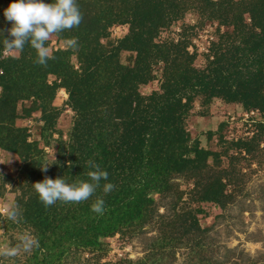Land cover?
<instances>
[{"label": "trees", "instance_id": "16d2710c", "mask_svg": "<svg viewBox=\"0 0 264 264\" xmlns=\"http://www.w3.org/2000/svg\"><path fill=\"white\" fill-rule=\"evenodd\" d=\"M222 1L225 6L219 16L215 5L220 2L201 0L200 6L208 8L207 18L231 26L239 42L225 46L222 52H213L201 69L190 65L192 54L184 51L182 58L172 56L164 43L153 40L159 29L180 20L186 11L204 13L205 9H196L199 5L195 0H118L116 9L110 4L101 6V0H77L82 23L55 37L60 41L77 37L78 50L52 49L56 58L49 60L47 67L34 62L36 52L27 44L17 56H3L5 48L0 41V149L19 159L21 192L14 203L22 210V222L40 240V248L30 253L26 264H59L70 248L100 249L104 244L100 238L148 223L154 211L152 195L167 194L172 177L204 176L210 169L207 158L214 163L217 153L198 146L184 127L194 97H199L201 103L211 98L238 103L245 110L254 109L264 115V0ZM243 15H247L248 23L243 22ZM113 23L126 24L128 30L114 47L106 49L99 41L107 36L106 29ZM9 26L0 17V29ZM230 34L219 37L226 41ZM180 43L184 49L186 43ZM178 46L179 42L173 44L175 52H179ZM121 50L134 53L131 65L119 61ZM72 55L75 64L70 60ZM149 61L164 62L169 70L162 75L160 91L142 96L138 85L153 77ZM49 75L53 76L51 81ZM58 88H63L64 105L72 111L65 139L53 127L61 113V108L53 105ZM22 101L29 104L18 113L16 107ZM33 112L39 113L44 144L54 141L56 163L52 160L54 164L46 173L40 170L43 150L35 141H27L25 127L15 125L16 119ZM255 127L264 132V123L257 121ZM52 132L58 133L54 139ZM233 141V145L249 151L245 142ZM88 159L108 173L101 188L88 201H57L45 207L32 183L45 176H63L68 182L87 180ZM209 178L200 185L194 199L220 206L223 184L219 172ZM108 182L115 188L105 194L102 185ZM97 197L104 200L102 215L91 210ZM166 224L172 229V223ZM178 227L181 235L204 230L193 215L189 225ZM190 240L192 246L200 245L199 236Z\"/></svg>", "mask_w": 264, "mask_h": 264}, {"label": "rangeland", "instance_id": "374dc122", "mask_svg": "<svg viewBox=\"0 0 264 264\" xmlns=\"http://www.w3.org/2000/svg\"><path fill=\"white\" fill-rule=\"evenodd\" d=\"M101 1V6L110 4L114 9L118 2ZM195 1V5H199L196 9H205L204 13L199 10L194 12L192 9L186 11L180 20L159 29L153 40L164 43L172 56L178 54V58H182L184 51L188 55L192 54L190 65L201 69L212 58L213 52L224 51L225 46L237 44L239 38L236 33H232L231 26L219 25L217 20L207 18L205 14L208 13V8L200 6L201 0ZM212 1L220 2L215 5V13L219 16L225 2ZM10 2L12 0H0V17L4 20L3 10ZM248 21L247 15H243V22ZM127 30L126 24L109 25L106 29L107 36L100 39V45L106 49L114 47ZM230 32L226 41L225 37H219ZM180 41L186 43L184 49L180 48ZM178 42L179 52H175L173 44ZM47 46L51 50L64 48L62 41L55 36ZM118 53L122 64L131 65L133 52L121 50ZM2 55L17 56L18 53L4 49ZM70 60L75 64L74 55ZM149 65L153 77L138 85L137 91L142 96L160 91L162 75L165 69L169 70V66L161 61H149ZM47 79L51 81L53 76L49 75ZM65 98V92L57 89L53 105L61 108V113L53 127L63 139L72 118V111L64 105ZM28 104L29 101L18 103L17 112L21 113ZM184 121L185 129L191 138H196L198 146L217 153L214 163L211 157L207 158L209 171L198 177H190L188 174L172 177V188L167 194L152 195L154 211L148 223L124 233L100 238L104 244L97 250L70 248L59 264H264V132L255 127L257 121L264 123V115L256 113L254 109L245 110L238 103H225L218 98L201 103L199 97H194L187 108ZM15 125L25 127L27 141H35L37 147L43 150L39 160L42 165L50 163L53 160L54 141L49 140L45 145L40 137L42 122L39 120V113L33 112L29 117L18 118ZM57 134L53 133L51 138L54 139ZM220 137L222 140H219ZM233 140L245 142L249 151L246 152L241 145H233ZM20 167L16 154L0 149V244H15L20 232L31 231L25 223L14 224L4 215L5 206L14 203L21 192L18 185L22 182L18 172ZM217 172L221 177L220 183L223 184L220 206L196 201L194 197L200 185L206 182V177L208 181ZM198 209L200 212H197ZM192 215L197 219L199 228L204 230L200 234L187 232L181 235L178 225H189ZM165 221L172 223V229L170 225L163 224ZM175 225L177 226L173 228ZM195 236L201 238L199 246L191 245L190 239ZM29 255L17 257L16 264H26ZM0 264L10 262L0 259Z\"/></svg>", "mask_w": 264, "mask_h": 264}, {"label": "clouds", "instance_id": "9594fccd", "mask_svg": "<svg viewBox=\"0 0 264 264\" xmlns=\"http://www.w3.org/2000/svg\"><path fill=\"white\" fill-rule=\"evenodd\" d=\"M3 16L10 27L0 29V41L9 52L21 53L25 45H30L36 52L35 63L47 67L49 60H54L51 49L47 46L53 36L61 37L65 32L78 28L83 21V14L77 0H12L3 10ZM7 33L5 36L4 33ZM63 46L66 50H78L79 41L75 36L64 37ZM62 91L63 88H58ZM53 160L56 163L55 155ZM86 173L88 179H76L68 182L66 178L55 179L45 176L43 180L32 183L39 200L45 207L63 203H81L89 200L98 188L101 181L108 180L107 171L93 159H88ZM54 163L45 162L40 166L42 172H47ZM71 165L69 164V167ZM9 187H11L9 185ZM115 188L108 182L102 185L105 194ZM91 210L99 215L105 211L104 200L97 197L91 204ZM6 219L14 224L23 221L22 210L16 203L5 206ZM17 242L0 244V259L16 264V258L23 254H30L34 249L40 248L39 238L32 231L24 230L17 235Z\"/></svg>", "mask_w": 264, "mask_h": 264}, {"label": "built area", "instance_id": "2783aa9c", "mask_svg": "<svg viewBox=\"0 0 264 264\" xmlns=\"http://www.w3.org/2000/svg\"><path fill=\"white\" fill-rule=\"evenodd\" d=\"M250 114H252L251 112H249Z\"/></svg>", "mask_w": 264, "mask_h": 264}]
</instances>
